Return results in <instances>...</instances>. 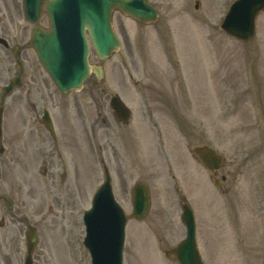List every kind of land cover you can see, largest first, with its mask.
<instances>
[{
  "label": "rangeland",
  "instance_id": "374dc122",
  "mask_svg": "<svg viewBox=\"0 0 264 264\" xmlns=\"http://www.w3.org/2000/svg\"><path fill=\"white\" fill-rule=\"evenodd\" d=\"M149 1L160 13L156 23L141 25L115 12L121 49L107 60L91 51L90 64L102 65L105 72L98 89L93 90L90 77L81 91L60 94L32 51V25L24 19L21 0H0V37L9 45L0 44L7 145L0 155V264H23L28 224L38 234L33 264H90L82 245V214L102 182L103 164L128 218L124 264H178L165 251L185 236L179 219L182 197L194 211L205 264H263L264 12L254 39L242 43L219 30L233 0ZM16 45H21L24 88L5 95L2 87L19 72L11 50ZM167 79L175 80L179 90ZM114 95L129 106L127 123L111 117L108 101ZM42 108L65 130L60 161H45L47 149L37 152L33 138L18 142L19 128L39 125L35 117ZM145 110L157 112V126L144 117ZM166 110L195 116V141L215 146L223 156L218 185L195 159L193 180L187 177L192 146L186 147L179 125L164 118ZM100 111L108 124L98 123ZM205 115L209 130L202 138ZM95 123L101 159L93 144ZM137 182L147 185L151 199L142 220L132 217L131 190Z\"/></svg>",
  "mask_w": 264,
  "mask_h": 264
},
{
  "label": "water",
  "instance_id": "95a60500",
  "mask_svg": "<svg viewBox=\"0 0 264 264\" xmlns=\"http://www.w3.org/2000/svg\"><path fill=\"white\" fill-rule=\"evenodd\" d=\"M43 0H24L27 16H39ZM50 17L51 31L35 29L32 34L33 48L50 74L56 86L67 92L79 90L89 76L87 63L88 45L84 30L89 33L92 45L100 58H108L118 47V41L111 30V12L118 8L122 13L143 22H153L157 15L151 6L141 0H54L45 4ZM264 10V0H240L234 4L221 25L227 34L248 41L254 35L257 14ZM97 78L101 70L91 67ZM13 84H19L15 79ZM111 106L120 117L126 118V108L117 97L111 99ZM201 160L210 168L218 166L220 159L213 151L204 148L195 150ZM204 153V155L202 154ZM133 215L140 219L149 208V196L145 186L137 184L133 190ZM181 221L186 227V239L174 252L180 264H201L196 250L195 223L191 209L182 206ZM86 237L92 264H122V246L126 217L114 202L108 176L94 196L92 208L84 214ZM28 256L26 264H31V251L36 243L33 228L27 232Z\"/></svg>",
  "mask_w": 264,
  "mask_h": 264
},
{
  "label": "flooded vegetation",
  "instance_id": "af4514ba",
  "mask_svg": "<svg viewBox=\"0 0 264 264\" xmlns=\"http://www.w3.org/2000/svg\"><path fill=\"white\" fill-rule=\"evenodd\" d=\"M149 116L152 118L151 115H149ZM19 129L21 130L20 131V137L18 138L20 140V141L18 140L19 143H22V141H25V140H28V142H31V138H33L35 140L34 142L37 143V147H38L35 150H37V152H39V149H41V150L47 149V153L45 154V161H48L49 163L54 162V159H53L54 155L59 154V151L57 150V145L65 139V130L57 128L54 126V129H53L54 131L52 133H50L45 129V127H43L41 125L40 126L24 125ZM34 142H33V144H34ZM47 147H49V148H47ZM49 166L50 165L46 166L43 169L44 172L47 173L50 170ZM63 169H64V167L62 168V170ZM59 174L60 173H54V175H56V176H59ZM187 176L190 180H192V175L190 172L187 173ZM48 180H50V177ZM10 213L12 214L11 210H10Z\"/></svg>",
  "mask_w": 264,
  "mask_h": 264
}]
</instances>
